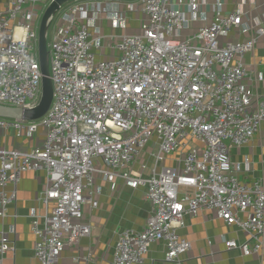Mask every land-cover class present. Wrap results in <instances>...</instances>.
<instances>
[{
    "label": "built area",
    "instance_id": "obj_1",
    "mask_svg": "<svg viewBox=\"0 0 264 264\" xmlns=\"http://www.w3.org/2000/svg\"><path fill=\"white\" fill-rule=\"evenodd\" d=\"M55 1L9 0L0 12V106L32 110L40 104L39 25ZM203 4L139 0L137 7L122 11L121 4L82 0L60 7L50 24L60 16L49 48L54 99L48 113L37 122L0 119V130L20 135L41 128L46 132L40 147L0 149L2 220L16 203L21 176L47 174L40 201L53 204L51 213L31 216L37 264H58L67 245L90 236L83 207L97 205L85 194L96 173L112 191L118 181L133 190L143 189L151 205L143 231L117 234L113 264H141L157 242L165 244L166 264H182L191 243L180 237L179 230L186 216L202 210L215 212L253 243L249 249L226 241L228 250L264 256V181L241 183L230 158L231 148L250 143L264 124V96H255L244 83L248 76L244 59L264 38V23L251 25L240 8L223 14V4L217 2L213 20L183 37L202 18ZM134 11L143 12L147 23L139 33L120 38L113 47L118 57L97 61L103 39L98 18L105 14L117 28H126V14ZM90 27L97 29L96 36ZM233 33L248 39L231 42ZM153 139L156 164L144 176L146 166L138 171L134 166ZM190 142L199 149L189 150L176 168L163 165L167 156ZM97 159L105 170L97 168ZM10 185L12 192L7 191ZM13 250L3 232L0 256ZM92 262L90 253L76 264Z\"/></svg>",
    "mask_w": 264,
    "mask_h": 264
},
{
    "label": "crops",
    "instance_id": "obj_2",
    "mask_svg": "<svg viewBox=\"0 0 264 264\" xmlns=\"http://www.w3.org/2000/svg\"><path fill=\"white\" fill-rule=\"evenodd\" d=\"M217 2L223 4V14L240 8L251 25L264 23V0H203L202 18L190 30L184 31L183 37H191L199 28L213 20L214 6ZM8 4L9 0H0V12L5 11ZM121 10L125 11L123 7ZM133 13L135 16L129 15ZM126 20V28H117L107 15L103 14L98 18L96 24L103 39L100 49L96 51L97 61L118 57L120 53L113 47L120 43V38L139 33L148 19L143 12L136 11L127 13ZM90 29L93 35L97 34L95 27ZM128 29L133 30V33L126 32ZM110 37L114 39L111 40ZM246 39L247 35L235 33L228 38L231 42ZM244 66L248 75L244 83L252 89L255 96L263 97L264 38H260L254 52L245 57ZM45 133L42 128L32 135L26 133L20 135L18 131L12 129L0 130V149L31 150L40 147L45 141ZM199 147L196 142H190L187 147H180L167 156L163 165L176 168L189 150ZM157 150L156 141L153 139L140 153L134 169L138 171L145 165L143 174L149 176L156 164L153 154ZM230 158L234 164L233 172L241 183L251 185L258 179L264 181V124L250 143L239 148L232 147ZM95 163L98 169H106L102 160L97 159ZM46 184L47 174L43 171L26 172L21 176L17 186L16 203L9 207L7 218L4 220L0 218V237L3 232L8 234L14 246L13 251L0 256L2 264H37L34 258L35 237L32 233L31 216L36 214L44 217L51 213L53 204L47 206L40 201ZM13 189L14 187L10 185L7 191L12 192ZM85 194L97 204L95 207L91 205L83 207V222L91 227V234L81 238L77 245H67L58 264H76L90 253L93 258L92 264H113L117 234L124 230L143 231L151 213V205L145 200L143 189L133 190L127 188L122 181H118L116 190L112 191L109 182L98 173L94 175L93 185ZM179 235L191 243L190 252L181 257L182 264H264L263 254L246 256L242 250H228L226 241L234 240L239 246L247 245L249 249L253 243L244 231L236 226H227L215 212L202 210L196 216H186ZM165 253V244L157 242L151 246L141 264H166Z\"/></svg>",
    "mask_w": 264,
    "mask_h": 264
},
{
    "label": "water",
    "instance_id": "obj_3",
    "mask_svg": "<svg viewBox=\"0 0 264 264\" xmlns=\"http://www.w3.org/2000/svg\"><path fill=\"white\" fill-rule=\"evenodd\" d=\"M82 0H56L42 16L38 33V59L42 73V98L38 107L32 110H22L7 106H0V119L37 122L48 113L54 99V88L50 76L49 51L47 33L52 20L65 4ZM120 1V0H117Z\"/></svg>",
    "mask_w": 264,
    "mask_h": 264
},
{
    "label": "rangeland",
    "instance_id": "obj_4",
    "mask_svg": "<svg viewBox=\"0 0 264 264\" xmlns=\"http://www.w3.org/2000/svg\"><path fill=\"white\" fill-rule=\"evenodd\" d=\"M99 1L102 3H106V4H121L124 9L126 7H129V6L137 7L139 5V0H120V1H117V0H99ZM134 12H136V11H134ZM130 13H132V12H130ZM129 15L135 16V13L129 14ZM40 16H42V13H40ZM59 20H60V16H57L55 18L54 24L49 29L48 36H47L48 51H49L50 45L52 43L55 31L58 29L57 26H58ZM128 26H129V28L131 27L130 25H128ZM126 32L131 34V33H133V30L131 31L128 29ZM36 53H37V49H36Z\"/></svg>",
    "mask_w": 264,
    "mask_h": 264
}]
</instances>
